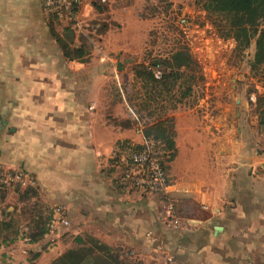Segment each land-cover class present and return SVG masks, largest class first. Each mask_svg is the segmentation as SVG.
Instances as JSON below:
<instances>
[{
    "label": "crops",
    "instance_id": "1",
    "mask_svg": "<svg viewBox=\"0 0 264 264\" xmlns=\"http://www.w3.org/2000/svg\"><path fill=\"white\" fill-rule=\"evenodd\" d=\"M63 25L41 0H0V168L35 178L62 210L53 215L69 220L65 242L89 233L140 264H165L158 243L173 264H264V149L228 144L220 120L207 137L176 110L165 169L179 226L169 225L160 195L131 183L116 153L145 140L125 94L111 91L122 81L109 62L68 58L56 39Z\"/></svg>",
    "mask_w": 264,
    "mask_h": 264
},
{
    "label": "rangeland",
    "instance_id": "2",
    "mask_svg": "<svg viewBox=\"0 0 264 264\" xmlns=\"http://www.w3.org/2000/svg\"><path fill=\"white\" fill-rule=\"evenodd\" d=\"M203 2L111 0L95 8H82L76 19L62 20L65 27L62 39L68 43L72 59L111 64L110 77L122 81L121 84L112 82L111 91L125 94L134 120L142 126V131L152 120L166 116L172 118L165 124L174 127V112L179 110L183 112L184 126L194 118L195 130L203 131L207 137H212V125L217 127L220 120V125L226 128L228 144L236 138L237 141L255 142L261 146L259 150H263L264 126L258 121L257 106L258 96H264V61L252 69L250 60L254 40L241 49L233 37L223 36L219 31L223 16L208 12ZM77 46L82 48L80 57L74 50ZM181 47H186L196 61L193 68H183L186 73L195 75L194 80L190 79L191 93L176 102L179 93L174 87L170 91L164 89L163 94H157V99L149 98L134 69L140 64H148L154 74L162 73L164 69L169 71L167 67L152 62ZM118 61L121 68L117 66ZM220 115L221 119H218ZM201 125H205L204 129ZM0 185H3L0 186V264H44L47 261L49 264L58 252L77 246L74 238L71 242L70 238L67 240L69 244L60 239L69 220L63 214L53 215L58 207L47 204L36 185L28 188L13 187L10 183ZM174 190L169 192L170 199ZM156 194L169 211L166 198ZM172 215L177 217L173 209L167 217L169 221H166L176 227L171 222ZM64 219L68 222L65 223ZM48 233L50 236H46ZM10 237L16 238L11 242L3 241ZM35 240L38 242L34 243ZM120 251L123 254L118 256L116 264L136 261L129 252ZM112 253L117 256L116 252ZM40 254L42 257L34 260Z\"/></svg>",
    "mask_w": 264,
    "mask_h": 264
},
{
    "label": "trees",
    "instance_id": "3",
    "mask_svg": "<svg viewBox=\"0 0 264 264\" xmlns=\"http://www.w3.org/2000/svg\"><path fill=\"white\" fill-rule=\"evenodd\" d=\"M203 7L210 13L216 12L223 16V24L219 27L220 33L223 36L233 37L241 49L247 47L251 40H254V51L250 60L252 69H256L263 63L264 0H204ZM63 29L65 31V27ZM66 29H68L67 26ZM63 35L64 33L57 35L56 39L66 56L72 59L68 43L62 39ZM74 50L78 54L77 57H80L82 48L77 46L74 47ZM152 63L161 64V66L167 67L169 71H165L164 69L159 76H155L154 70L148 64H140L134 69L136 77L142 79L149 98L153 99L156 97L157 99V94H163L164 89L170 91L174 87H176L179 93L175 99L176 102L191 93L190 79L194 80L195 75L192 72L186 73L183 68H193L196 61L191 57L186 47L178 48L166 57H158ZM257 108L258 121L264 126V96H258ZM171 118V116L156 118L143 130L145 138L161 139L169 150L167 159L173 155L171 149L174 146L173 125L169 124L168 127L165 124V121ZM25 188L28 187L26 186ZM83 235H76L74 239L77 242V246L64 250L53 258L49 264H116L118 256L123 254L119 248L107 244L92 234L86 233L85 236ZM15 238H4L3 241L7 240L11 242ZM113 251L116 252L117 256L112 253ZM131 262L133 264H140L137 260H132ZM3 264L12 263L4 262Z\"/></svg>",
    "mask_w": 264,
    "mask_h": 264
},
{
    "label": "built area",
    "instance_id": "4",
    "mask_svg": "<svg viewBox=\"0 0 264 264\" xmlns=\"http://www.w3.org/2000/svg\"><path fill=\"white\" fill-rule=\"evenodd\" d=\"M111 0H41L45 12L51 14L59 20H73L82 8H95ZM155 73L156 76L160 75ZM2 129V120L0 118V130ZM116 153L121 161L127 165L125 176L131 183L137 187L147 189L151 192L159 193L166 198V206L171 212L173 202L169 198V192L178 187L172 182L164 167L169 150L159 139L148 138L137 146L132 143H126L117 148ZM0 183H10L18 186H34L35 178L22 170H11L0 168ZM58 211H62L60 207ZM64 222L68 221L64 219ZM171 222L179 226V220L176 216H171ZM156 250L165 257V264L175 262V254L164 248L161 243L156 244ZM152 264H161L158 261Z\"/></svg>",
    "mask_w": 264,
    "mask_h": 264
},
{
    "label": "water",
    "instance_id": "5",
    "mask_svg": "<svg viewBox=\"0 0 264 264\" xmlns=\"http://www.w3.org/2000/svg\"><path fill=\"white\" fill-rule=\"evenodd\" d=\"M118 67L121 68L120 62H118Z\"/></svg>",
    "mask_w": 264,
    "mask_h": 264
}]
</instances>
